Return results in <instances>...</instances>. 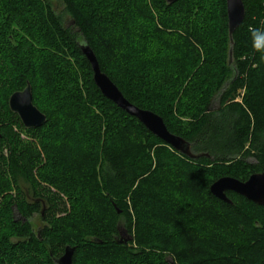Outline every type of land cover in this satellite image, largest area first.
Here are the masks:
<instances>
[{"label": "trees", "instance_id": "obj_1", "mask_svg": "<svg viewBox=\"0 0 264 264\" xmlns=\"http://www.w3.org/2000/svg\"><path fill=\"white\" fill-rule=\"evenodd\" d=\"M59 1L71 27L47 0H0V79L7 72L12 78L1 105L10 125L0 118V141L9 144L0 174V264H54L65 247L74 249L73 264H92L87 251L102 253L97 264H169L168 258L182 264L185 251L200 257L195 264H252L234 252L264 253V207L234 193L222 202L209 188L223 177L244 182L264 173V0H242L244 18L232 45L225 0ZM32 10L36 24L28 18ZM80 44L125 100L159 116L201 156L175 152L105 99ZM27 85L46 118L36 129L24 128L8 106ZM21 132L31 140H21ZM164 158L186 173L171 179ZM42 159L50 164L44 178H55L78 205L84 201L82 214L72 206L67 215L58 198L42 206V176L35 171ZM13 206L18 221L11 218ZM212 212L227 219H212ZM36 213L46 224L39 235L29 223ZM78 215L96 226L88 223L70 240L63 231ZM118 221L133 236L125 244L117 243ZM180 230L190 242L175 250Z\"/></svg>", "mask_w": 264, "mask_h": 264}, {"label": "water", "instance_id": "obj_2", "mask_svg": "<svg viewBox=\"0 0 264 264\" xmlns=\"http://www.w3.org/2000/svg\"><path fill=\"white\" fill-rule=\"evenodd\" d=\"M165 1L167 4H171L177 0ZM225 9L228 38L230 45H232V34L244 18L242 0H225ZM79 48L90 65L95 86L105 99L112 102L127 115L135 118L148 132L172 148L175 152L189 159H197L201 156L192 154L189 144L186 141L169 133L159 116L150 111L138 109L125 100L115 85L100 71L91 49L85 44H80ZM228 62H231V50L229 51ZM8 106L10 111L18 116L21 124L26 129L39 128L46 121L45 116L32 104V94L29 85L21 92L12 94L8 100ZM209 192L214 198L225 203H230L226 197V193H234L255 205L264 207V173L253 174L244 182L231 177L220 178L211 184ZM120 232L121 236H127L125 231ZM131 240L132 238L128 236L125 240L121 239L117 243L125 244ZM73 253V248L65 247L63 254L54 260V264H73Z\"/></svg>", "mask_w": 264, "mask_h": 264}, {"label": "rangeland", "instance_id": "obj_3", "mask_svg": "<svg viewBox=\"0 0 264 264\" xmlns=\"http://www.w3.org/2000/svg\"><path fill=\"white\" fill-rule=\"evenodd\" d=\"M47 3L49 4L51 10L55 13V15H61L62 16L63 23L66 26H68V27H71L72 26L71 20L65 14H63V4L59 0H47ZM29 6H30V8L32 7V5H29ZM32 14L29 15L28 18H30V20L35 23L36 21H38V19L35 17V15H34L35 12L33 10H32ZM25 15L28 16L27 13H25ZM11 79L12 78H11V76H10V74L8 72L5 74V80L4 81H2L0 79V116H1L0 118L2 120H4V121H6L8 117L5 115L6 112H4L2 110V106L1 105H2V102H3V96H4V93H5L6 87H7L8 83H9V81ZM44 92H46V90ZM44 92H43V94H44ZM83 92H84V90H83ZM243 92H244V88L239 89L237 91V96L235 97V102H240V98L242 97ZM47 96H48V93H47ZM90 100H92V98ZM90 100L89 99L86 100V103L85 104L87 106H88V103H90L89 102ZM217 104H218V100L216 99L212 103V109H215L217 107ZM7 122L8 121H6V125H10L9 122L8 123ZM87 124H88V126L90 125V123H87ZM81 125H82V123H80V124L79 123H75L74 126L75 127H78L79 129H83V127H81ZM84 136H85V133L83 135H81L82 138H84ZM77 137L80 138L79 135H77ZM19 138L21 140H24V141L31 140V137L27 136L24 132H21L19 134ZM8 150H9V144L6 143V142H4V141L3 142L0 141V174H4V171H5L6 167H7ZM164 159H165V161L168 164H170V168H173V169H170V168L168 169L169 170V173H170V178L171 179H174V176H178V174H180V173L181 174L186 173L184 171H180V168H178V165H176L175 162L169 161L167 158H164ZM249 162L250 163H253V160L252 159H249ZM86 167L87 166L83 165V168L84 169H86ZM49 168H50V164H47L44 159H42V161L35 167V171L37 173V176L38 177L40 175L42 176V177H39L38 178V181L40 182V187H39L40 189H39V191L42 194V196H45V197H43V199H41V201L43 202V205L42 206L44 208H46L48 204L46 205L45 202H47V200L49 202L51 201V203L54 204V200H56L58 198V199L62 200V202L65 204V209H66V212L65 213L67 215L68 214L71 215L72 206H75V209H76L75 211L78 212V213H80V210L82 208L79 205L82 206L83 203H84V201H81L80 204L78 205L75 199L72 200V198H71L70 195H66L64 193V191H62L61 188H59V187L56 186V184H55L56 181H54L55 178L54 179H50L49 177H45L44 178V175L43 174H46L48 172V169ZM62 171L65 172V170H62ZM18 186L21 189V191H23L24 193H26L27 191H29V193L31 194V189H30V187L27 184L19 181ZM3 196L4 195H2V197ZM1 204L2 203H0V208L2 207ZM15 212L16 211H15L14 206H13L12 207V212H10L11 218L13 219V221H18V220H20V217ZM80 214H82V213H80ZM100 215H103V213L100 212ZM194 215H195L194 217H197V216L202 217V215H200V213H197V212H195ZM55 216L58 217L59 215H56V213H55ZM209 216L212 217V219L215 218V217L218 218V219H220V218L227 219V215H219V214H215L214 212L210 213ZM78 219L80 221L79 222H74L72 224V228H70V230L68 229V230H64L63 231V234H65L70 240H72L71 238L77 234L76 231L87 230L88 229V223L92 222L91 220L88 221V216L87 215H78ZM100 219L103 220V224L104 225H110L111 224V221L108 222L107 220H104L105 219L104 217H102ZM175 222H178V225H180L179 224L180 221L178 219L175 220ZM29 223H30V227H31L33 233L34 234L36 233L38 235H39V232L46 225L44 222L41 221V219H40V213L34 214L29 219ZM93 226H96V222H92L91 223L90 227L92 228ZM116 228L118 229L119 236H120L119 239H117V242H119L121 239H124L125 240L128 236H125V235L121 236L120 235V233H121L120 231H125V229L123 227V223L118 221L116 223ZM180 231H181L180 235L182 236V234H183V237H181V239H179V240H177V241L174 242L175 244L173 245V247L175 248V250L178 249L181 246H184V245L187 246L189 244V242H190L189 233L186 232V231H184V230L183 231L180 230ZM80 234L83 235V239L84 240H88V233L87 232H82ZM127 235H128V233H127ZM129 236L133 239V236H131V235H129ZM70 240H69V242H70ZM75 240H78V239H75ZM158 241L161 242V241H163V239H158ZM11 242H15V239H11ZM159 242L155 241L154 243H156L158 246H160L162 248H166L164 244H161ZM193 243L197 244V241L196 240H193ZM91 253H90V251L89 252L87 251V253H85V256H88V257L91 258V261L93 262L92 264H97L101 260H103V258H104V256L102 255V253H99V252L98 253L91 252ZM183 254H186L187 256H183V260H182L183 262H182V264H195L200 259V257L198 255H195L194 256V255L188 254L186 251ZM234 254L237 255V256H239V254L241 256H245V258H248L250 261H252V264H258V262L264 257V253H259V252L253 251V250L251 251L250 254H248L246 252H242V253H239V252H236L235 253L234 252ZM167 256L169 257L170 255H167ZM26 257H28V256H26ZM107 261H108V259H107ZM167 261H168L169 264H175L174 261L171 260V259H169V258L167 259ZM27 264H29V263H27ZM88 264H89V261H88ZM133 264H136V263L133 262Z\"/></svg>", "mask_w": 264, "mask_h": 264}]
</instances>
